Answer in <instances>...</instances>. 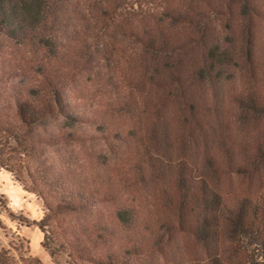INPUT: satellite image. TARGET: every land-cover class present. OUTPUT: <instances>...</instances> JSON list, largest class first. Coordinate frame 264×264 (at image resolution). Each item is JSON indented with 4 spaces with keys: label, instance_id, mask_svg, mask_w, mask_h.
<instances>
[{
    "label": "trees",
    "instance_id": "16d2710c",
    "mask_svg": "<svg viewBox=\"0 0 264 264\" xmlns=\"http://www.w3.org/2000/svg\"><path fill=\"white\" fill-rule=\"evenodd\" d=\"M237 1L242 19L239 54L250 68L253 22L260 12L250 0ZM174 2L0 0V168L40 201L44 210L38 221L41 245L55 264L61 259L66 264H128L141 254L143 233H152L140 221L145 211L139 198L148 180L142 162L151 164L145 153L150 148L156 150L154 128L147 124L141 129L138 138L143 151L136 153L135 162L129 164L132 169H127L121 159L130 150L120 148L122 142L113 146L107 138L104 154L99 152L97 158L91 156L87 161L79 157L74 160L68 145L74 140L84 141L87 131L82 126L94 127L98 132L100 129L94 120L81 115L80 108L71 106L61 92L64 85L78 77L87 82L85 68L94 52L107 45L108 29L112 32L109 39L141 45L150 53L144 56L148 59L169 58L173 52L168 30L185 21L190 23L189 13L196 4L188 0L184 13L176 8L167 11L175 6ZM147 7H158V14L147 17ZM198 29L200 34V24ZM62 32L65 36L61 38ZM215 53L209 49L206 56ZM216 60V64L221 63L219 56ZM97 82L95 87H99ZM144 82L149 84L150 79L136 83ZM179 82L178 76L169 74L167 81L159 85L164 100L181 101ZM114 83L108 81L111 86ZM118 85L119 81L117 89L108 93L99 90L107 108L114 105L108 100L121 99ZM117 106L116 111H124L121 104ZM55 121L59 123L54 126ZM262 168L264 141L243 172L259 175ZM199 179L201 192L193 198L196 207L189 209L187 196L193 197V192L178 178L179 200L174 209L178 226L188 224L187 214L192 210L199 215L190 232L202 250L201 263L264 264V192L246 193L228 206L215 183L204 176ZM156 234H161L159 229ZM164 236L148 244L151 251ZM20 262L0 245V264H43L37 257H21Z\"/></svg>",
    "mask_w": 264,
    "mask_h": 264
},
{
    "label": "rangeland",
    "instance_id": "374dc122",
    "mask_svg": "<svg viewBox=\"0 0 264 264\" xmlns=\"http://www.w3.org/2000/svg\"><path fill=\"white\" fill-rule=\"evenodd\" d=\"M187 1L175 0V6L167 11L176 8L184 13ZM195 1L189 13L192 21L168 30L173 52L169 58L148 59L144 56L150 53L141 45L127 44L121 38L109 39L112 32L108 29L107 45L94 52L85 68L87 82L78 77L64 85L61 92L71 106L80 108L81 115L94 120L100 129L98 132L94 127L82 126L87 131L83 134L84 141L74 140L68 145L74 160L79 157L87 161L91 156L97 158L99 152L104 154L103 143L107 138L113 146L118 147L117 143L122 142L120 148L130 150L121 159L127 169H132L129 164L135 162L136 153L140 155L143 151L138 138L141 129L147 124L154 128L156 150L150 148L145 153L147 159L150 156L151 164L142 162L141 169L148 180L139 198L145 211L140 221L152 233H143L141 254L131 259L130 264H203L202 250L190 232L199 215L193 210L187 214L186 226H178L176 220L178 178L193 192V197L187 196L189 209L196 207L193 198L201 192L200 176L216 184L228 206H233L246 193L264 192L263 168L259 175L243 172L250 165L257 146L264 141V0H250L260 12L253 22L254 67L250 68L239 54L240 2ZM158 12V7H147L145 14L152 18ZM64 36L62 32L60 37ZM209 49L216 52L213 57L206 56ZM217 56L220 64H216ZM169 74L179 77L177 88L183 92L180 102L164 100V91L159 88ZM146 78L150 79L149 84L136 83ZM95 80L99 87H95ZM108 81L116 84L111 86ZM117 81L121 99L108 100L114 105L107 108V101L99 90L115 91ZM117 104L125 107L124 111H116ZM1 191L5 192V198L0 195V217L5 216L9 221L0 218V245L19 262L21 257H37L43 264H55L41 245L42 235L36 219L40 203L36 197L24 193L20 185L9 179L8 172L0 168ZM157 229L161 234L154 235ZM162 234L164 238L151 251L148 244ZM2 237L5 242L1 241ZM59 264L66 263L61 259Z\"/></svg>",
    "mask_w": 264,
    "mask_h": 264
},
{
    "label": "crops",
    "instance_id": "0c3cea01",
    "mask_svg": "<svg viewBox=\"0 0 264 264\" xmlns=\"http://www.w3.org/2000/svg\"><path fill=\"white\" fill-rule=\"evenodd\" d=\"M3 170V169H2ZM9 174V173H8ZM9 179H11L12 181H13V183H15L17 186H19V184L18 183H16L12 178H11V176H10V174H9ZM21 190L24 192V193H29V192H26V191H24L23 189H22V187H21ZM16 191H19V189L16 187ZM30 194V193H29ZM0 195H3L4 196V198H5V192L4 191H1L0 192ZM37 199V198H36ZM38 200V199H37ZM38 202L40 203V201L38 200ZM38 214H37V216H36V219L39 221L41 218H42V215H43V210H42V205H41V203H40V210L37 212ZM0 218H2V219H5L6 221L8 220L9 221V219L8 218H6L5 216H2V217H0ZM21 232H22V235L24 236V234H23V228H22V230H21ZM24 238L26 239V237L24 236ZM2 240L1 241H6V239H4L3 237L1 238ZM28 241V240H27ZM4 246V245H3ZM31 254V253H30Z\"/></svg>",
    "mask_w": 264,
    "mask_h": 264
}]
</instances>
